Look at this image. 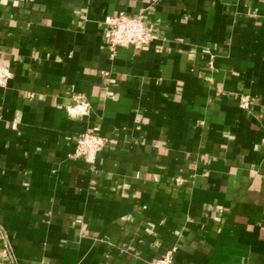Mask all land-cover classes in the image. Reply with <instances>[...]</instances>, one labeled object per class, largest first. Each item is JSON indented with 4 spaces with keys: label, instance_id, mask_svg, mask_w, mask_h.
I'll use <instances>...</instances> for the list:
<instances>
[{
    "label": "crops",
    "instance_id": "1",
    "mask_svg": "<svg viewBox=\"0 0 264 264\" xmlns=\"http://www.w3.org/2000/svg\"><path fill=\"white\" fill-rule=\"evenodd\" d=\"M0 63V264H264V0H0Z\"/></svg>",
    "mask_w": 264,
    "mask_h": 264
},
{
    "label": "built area",
    "instance_id": "2",
    "mask_svg": "<svg viewBox=\"0 0 264 264\" xmlns=\"http://www.w3.org/2000/svg\"><path fill=\"white\" fill-rule=\"evenodd\" d=\"M107 47L111 54L119 47L132 46L140 48L150 43L155 34L146 28L139 16L129 14H109L104 19ZM12 72L8 65L0 63V86H4ZM241 107H247L248 97L243 95L239 100ZM105 139L93 131L83 132L75 137L72 156L85 162H93L97 153L103 148ZM146 264H173L172 256H163L148 260Z\"/></svg>",
    "mask_w": 264,
    "mask_h": 264
}]
</instances>
